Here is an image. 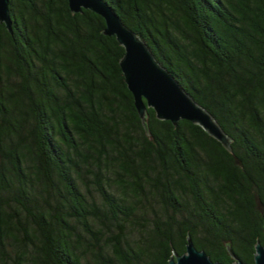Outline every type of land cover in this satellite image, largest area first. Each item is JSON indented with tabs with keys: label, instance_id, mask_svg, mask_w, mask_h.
Returning <instances> with one entry per match:
<instances>
[{
	"label": "trees",
	"instance_id": "obj_1",
	"mask_svg": "<svg viewBox=\"0 0 264 264\" xmlns=\"http://www.w3.org/2000/svg\"><path fill=\"white\" fill-rule=\"evenodd\" d=\"M0 23V264L212 261L264 246V0H104L230 140L147 108L102 17L9 0Z\"/></svg>",
	"mask_w": 264,
	"mask_h": 264
},
{
	"label": "water",
	"instance_id": "obj_2",
	"mask_svg": "<svg viewBox=\"0 0 264 264\" xmlns=\"http://www.w3.org/2000/svg\"><path fill=\"white\" fill-rule=\"evenodd\" d=\"M73 14L89 10L103 18V34L114 36L124 54L119 61L127 89L133 97L134 107L145 125L147 108L155 112L156 118L177 126L181 120L189 121L202 128L209 136L230 150V140L219 124L202 106L194 101L178 84L175 78L156 60L153 53L139 35L126 27L116 12L104 0H67ZM0 23L12 33L10 1L0 0ZM234 264H244L230 251ZM254 264H264V246L255 245ZM168 264H219L201 250L190 237L182 255L175 252Z\"/></svg>",
	"mask_w": 264,
	"mask_h": 264
}]
</instances>
